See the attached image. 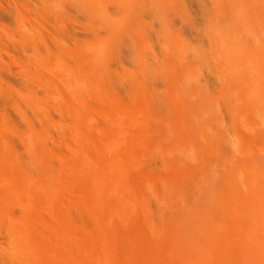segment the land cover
I'll use <instances>...</instances> for the list:
<instances>
[{"label":"rangeland","instance_id":"1","mask_svg":"<svg viewBox=\"0 0 264 264\" xmlns=\"http://www.w3.org/2000/svg\"><path fill=\"white\" fill-rule=\"evenodd\" d=\"M242 38L247 44L240 45ZM78 138L119 146L135 141L134 156L145 163L149 183L157 184L148 183L147 196L136 192L137 200L127 190L116 192V207L125 206L128 216L134 210L120 224L135 225L142 217L143 227L154 225L158 243L164 234L168 239L165 226H171L189 237L182 260L201 264L209 250L203 236L208 232L214 242L223 233L219 227L237 221L230 208L235 194L264 191V0H0V174H28L35 192L69 205L76 233L100 222L82 193L63 194L56 185ZM0 182V264H68L67 254H45L47 244L38 239L45 224L60 230L55 210L43 214L35 207L39 191L34 196L32 185L28 194L13 181L17 190L6 194ZM123 191L127 195H119ZM214 223L216 229L221 223V232ZM191 247L196 250L187 255ZM54 254L65 262L46 259Z\"/></svg>","mask_w":264,"mask_h":264},{"label":"bare ground","instance_id":"2","mask_svg":"<svg viewBox=\"0 0 264 264\" xmlns=\"http://www.w3.org/2000/svg\"><path fill=\"white\" fill-rule=\"evenodd\" d=\"M248 31H245V32H248ZM240 35H242V34H240ZM243 35H245V33ZM236 39H238V37ZM244 39L245 38L240 39L241 40V42L239 41L240 45L241 44L244 45V43H246V39L245 40ZM246 55H247V53H246ZM239 57H240V55H239ZM245 59H247V58H245ZM248 70H249V68H248ZM77 91H78V89H77ZM145 102H144V104H146ZM145 110H146V108H145ZM122 111H124V110H122ZM134 111H135V108H134ZM118 113H120V112L118 111ZM135 113H136V111H135ZM135 113H134V115H136ZM140 113H142V112H140ZM124 115H125L124 116V118H125L126 114L124 113ZM138 116L140 117V115H138ZM136 117H137V115H136ZM148 117L146 118L147 120H148ZM83 118H84V116H83ZM85 120H87V119H85ZM89 120H88L87 123H89L91 125ZM122 121H124V119ZM140 121H143V120H140ZM137 122H139V121H136V123ZM82 123H81V127L83 126ZM106 124H108V123H106ZM125 124L127 125V123H125ZM131 124L132 123H130V125ZM87 125H86V127H87ZM93 127H94V125H93ZM150 127H151V125H150ZM87 128L89 130V127H87ZM148 128H143V129L145 130V129H148ZM79 129L82 130V128H79ZM90 129H93V128H91V126H90ZM98 129H99V127H98ZM93 130H95V129H93ZM85 131L86 130L81 131V132H84L82 134H85L86 133ZM139 131H141V130H139ZM87 132H90V131H87ZM128 132H130V131H127L126 133H128ZM79 133H80V131H79ZM95 134H96V132L93 135L95 136ZM120 135H121V132H120ZM141 135H142V132H141L140 136ZM129 136H130V134H129ZM129 136H128V138H129ZM140 136H138V137L140 138ZM97 137H98V135H97ZM109 137L112 138V136H109ZM130 138H133V136L130 137ZM134 138H135V136H134ZM93 139L94 138H91V139H88V140L86 138H82V139L78 138L77 139V141H78L77 143H79V144H77V143L75 144L74 140L72 141L75 144L74 147L75 146L77 147V148H75L76 152H75V149L72 150L74 154H71V152H69L71 155L66 157V160L63 163L64 167H62V169L63 168L65 169L66 174L63 171H61L65 175H63V176L59 175L60 176L59 177L60 178V183L58 182V183H56V185L57 184L60 185V186L62 185L65 188L64 189L65 191L63 190V194L65 192L69 191L68 194L76 196L77 193L80 192V195H78V196H81V193H82V195H84V197H83V199L81 198L82 196L80 198L87 203V206H89V208L93 209L95 207V209H97L96 210L97 213L94 211L95 214L98 215V218L99 217L101 218V219L99 218L100 222H97L98 224H101V225L99 226L98 224H96L97 228H98V226H99L98 229H100L101 226L104 227L103 226L104 223L106 224V226L108 228L106 230L105 229H103V230L100 229L98 231V230H96V226H95L93 229L96 230V231L94 232V230L90 231V230L87 229V228L90 229V227L87 226L88 224H83L84 226L86 225L87 228L84 227V228H82V230L80 229L81 231L78 230L79 232L76 233L77 230H76V228L74 229L75 225L73 226L74 223L73 222L71 223V221L69 219V217L71 218L72 214L68 215L70 213H68L67 209H66V207L69 206V205H67L66 207H63V206H61L62 204L57 203L60 199L57 200V201H53L50 198L44 196L45 194H42V193L39 194L40 191L37 190L39 192L36 191L38 195H36V202L35 203H37L38 205L36 204L35 207L37 206V208L40 211H42L41 213H43V214H44V210L46 208L53 209V211L55 210L54 211L55 213L53 211H51V212H53V214H56V215H54V216H56L55 218H58V219H60V221H62L61 224H60V228H59L60 230H58L56 228L58 231L54 229V232H53L52 227L50 225H48V224H45V226H46L45 230L42 229L44 231H42V232L39 231V233H37V234H39V237H38L39 241L41 240V242H44L45 244H47V245H44L45 246V249H44L45 254L48 253L49 255L51 254V256H52L53 255L52 251L54 249H55L54 252L56 251L55 253H57V255L54 254L53 257H49V255H46L48 257L47 258L45 257V258L47 260L49 258L50 260H53V261L58 260L56 262H59L60 261L59 259L55 260V259H52V258H54L55 255L57 256V258H60L62 256L65 257V254H67V256L69 257L67 259H69V261L67 260L65 262V258H66L65 257V258H62L64 260H61L60 262L62 263L64 261L65 263L68 262V264H190V263L192 264L193 261L190 262L189 261L190 259L188 257L187 258L189 259L188 261L190 263L188 261H187V263H185L184 260H182V259H185V258L181 257L182 255L184 256V254L186 255V253H184L185 250L183 249V247L185 246V244L189 245V243H188V241H189L188 238L189 237H185L184 235L179 234L178 232L176 233V231H174V228H172L171 226L170 227H166L165 226L166 231L168 230V233L166 232L167 235L169 236V237L167 236L168 239L165 240L166 237L164 235H166V234H164L163 238H162L163 241H160L158 243V242H156L157 237H154V238L152 237V236H155V235L152 234V233H154V231H151V229L154 227L153 222L151 223L153 226L149 225L150 228L152 227L151 229L148 226L147 227H143V224H144L143 222L146 221V219H145L146 215H145V217L143 216V219H145V220L143 222H141L142 221V219H141L142 217L138 216V215H140V214H138V213H140V211L138 213H136V214H138L136 216L140 217V219H139L140 221H139L138 224H135V225L131 224L132 221L130 219L129 220L131 222L130 221L129 222H130L131 226H129L130 224H128V223H127V226H126V224H124V222H122L123 224H120L121 220L125 219L124 215L126 216V219L130 216V214L133 215V217H134V213H133L134 210L132 211L133 214L130 211L129 212L130 214L128 216V213L124 210L125 206H124V208L122 207L125 212H123V210L121 208L116 207L117 206L116 203H120L121 202V200H120L121 198H118L115 195L116 192L118 193L119 191L122 192V190H127L126 193L127 192H128L127 194L131 193L130 196L131 195L133 196L134 194H136V192H138L137 194H139V192H140V195L142 194L141 195V197H142L144 194L147 196L148 193H151V192H148V190H149L148 188H147L148 190L146 189L147 185L150 184V186H152L151 184H153V186L156 187V184H157L156 181H154L156 184L154 182L149 183L150 180L151 181H153V180H152L151 176H148L147 174H145L146 173L144 171L145 163L140 159L139 156L136 155L139 159L134 156L135 154H137V151H136L137 145L134 144L135 141L133 142L134 145L133 144H127L126 145V144H124V142H122L123 145H121V142H119L120 143V146H119V145H117L115 143H110L112 141H110V142L108 141L109 143L106 142L107 140L106 141L105 140L100 141L101 140V136L99 138L100 140H98V141H100V143H96L97 140H93ZM102 139H104V138H102ZM245 141L247 143V140H245ZM30 142H32V141H29V143ZM117 143H118V141H117ZM147 143L149 144V142H147ZM146 144H144V145L146 146ZM138 145H139V142H138ZM29 146H31V145L29 144ZM35 146H36V142H34V145L31 146V147H35ZM41 146H42V144H41ZM143 148H145V147L143 146ZM143 148L141 149L142 151L144 150ZM35 150H37V152H38V148H36ZM77 151H79V152H77ZM139 152L141 154L140 149H139ZM35 153H36V151H35ZM146 160H148V159H146ZM3 167H4V165H3ZM44 167L46 168V166H43L42 170L45 169ZM48 168H50V167H48ZM138 168H140V170ZM4 169H5V167H4ZM19 171H21V170H19ZM46 171H47V169H45V172L42 171L43 174L46 175ZM42 172H41V174H42ZM62 173H61V175H62ZM16 174H6V173L5 174L4 173L0 174V181H3V183L5 184L6 194H7V192L9 190H11L13 188L15 190H17V188H15V186L16 187L18 186L19 188H21V190H23L24 192L26 191V193H28L30 191L29 186L32 185L30 187L33 190L32 187H35L36 185L33 186L34 185V184H32L33 181L30 180V176L28 174L27 175L29 176V182L31 181V184L29 182H28L29 184L27 183V181H28L27 180L28 179L27 175H26V177H24L25 174H24V176L23 175L19 176V175H16ZM50 174L51 173H49V174L47 173L48 178H50L49 177ZM52 174H54V173H52ZM45 175H43L42 179H44ZM51 177H53V175ZM13 181L15 182V184H14ZM47 181H49V180H47ZM9 182H10V184H9ZM1 183L2 182H0V184ZM11 183L14 184L15 186L12 185ZM2 186H4V185H2ZM155 187L153 189H155ZM1 188L4 189V187H0V190H2ZM19 188H18V191H19ZM25 189H27V190H25ZM36 189H37V187L34 188V190H36ZM49 189H51V188H49ZM151 189L149 191H151ZM157 189L158 188H156V190ZM15 190H14V192H15ZM34 190H33V192H35ZM66 190H68V191H66ZM146 190H147V192H146ZM255 190L256 191H254V190L249 191V193L246 192L247 194H244V193H241V192L237 191L238 193L235 194L236 198H234L232 200H231L232 197L229 198L230 196L229 197L227 196L231 200V202L234 201L238 205V206H236V205L232 206L233 204H235L234 202H233V204L230 202V204H232V205L229 204L230 208L232 209V213L234 214V212H235V214H236L233 217V219H234V221L235 220H237V221H236V223L234 222L235 224L232 223V227L228 226V225L227 226H225V225L223 226L222 225L221 227H219V225H221V223L220 224L217 223L218 227L221 228L220 230L221 231L223 230L222 231L223 233H221V234L219 233V236H217L216 239L215 238L213 239V240H215L214 242L211 240L212 239L211 237H210V239L207 237L208 236V232H207V236H205V237L203 236L202 239H201V237H199L201 240H205V239H206V241L209 240V250H206V253H205L204 250H201L202 253H201V251H200V253H197V256H198V257L196 256L197 259H199V257H200V259L202 260L203 256L206 254V257H207L206 260H208V257H209L208 255H210V253H211V256H210L211 261L209 260L208 264H211V263L212 264H215V263L216 264H264V222H263V220H264V191H259L257 189H255ZM31 191H30V194H31ZM58 191H60V190H58ZM76 191H78V192H76ZM153 191L157 192L155 190H152V192ZM12 192L10 191L8 193V195L10 193H12ZM33 192H32V194H33ZM36 192L34 193V196H35ZM60 192H59V194H60ZM107 193H108V195H107ZM124 194L125 193L123 191V194L121 193L119 195H124ZM127 194H125V195H127ZM137 194H136V196H138ZM153 194L156 195V193H152V195ZM229 195H230V193H229ZM136 196L135 197L133 196V197L136 199L137 198ZM222 196H225V195L223 194V195H221V197ZM120 197H122V196H120ZM149 197H151V196H149ZM37 198L39 199V201H38ZM128 198H129V195H128ZM10 199H11V197H10ZM81 199L78 200V201H81V203H83V201ZM137 199H140V197L137 198ZM222 199H224V198H222ZM229 199H225V200L228 201ZM132 200H133V198H132ZM147 201H148V199H147ZM139 202H141V200H139ZM228 203H229V201H228ZM141 204H142V202H141ZM222 206L223 205H221V207ZM35 207H34V209H35ZM228 208L225 209V210H221V211H228V212L231 211L230 208L229 209ZM41 209H43V210H41ZM120 209L122 211H120ZM218 209H219V207H218ZM47 211H48V209H47ZM33 212H34V210H33ZM125 213H127V214H125ZM223 213H225V212H223ZM232 213H230V214H232ZM31 214H32V212H31ZM144 214H142V215H144ZM146 214H147V212H146ZM233 214H232V216H233ZM40 215L42 216V214H40ZM148 215H150V214H148ZM58 216L61 217V218H59ZM29 218H32V216L29 217ZM32 219H33V223H34L37 218L33 217ZM32 219L30 221H32ZM261 219H262V221H261ZM38 220H41V219H39V217H38ZM137 222H138V220H137ZM225 222H226V220H224V224H225ZM37 223H38V221H37ZM40 223H41V221L39 222V224ZM95 223H96V221H95ZM32 224H31V227H32ZM145 224H147V223H145ZM33 225L35 226V224H33ZM214 225H216V224L214 223L212 228L214 227V229L217 230V232H218V230H219L218 227L216 229ZM42 227L43 226L41 225V228ZM235 227H237V228L235 229ZM104 228H106V227H104ZM147 228H149V229H147ZM165 228L163 227V229H165ZM227 228H229L230 230L227 231ZM30 229H32V228H30ZM91 229H92V227H91ZM175 230H177V229H175ZM211 230L213 231V229H211ZM220 230H219V232H221ZM55 231H57V232H55ZM156 231L158 232L159 229L156 230ZM161 231H162V229H160L159 235L164 233V232L162 233ZM185 235L189 236V235H187V233ZM247 235H249V237ZM34 236H35V234H34ZM36 236H38V235H36ZM76 237H78V238L75 239ZM184 237H185V239H184ZM159 238H161V236ZM77 240L79 241V243H78ZM159 240H161V239H158V241ZM201 240H200V242L198 240H196V241L199 242V243H202V245H203V243L205 241H201ZM196 243L194 245L195 248L197 247ZM65 244L68 245L67 249L72 248V250H73V251L71 250L72 254H73L72 256H71V254H69V252H66ZM39 246L42 247L43 245H39ZM204 246H206V245H204ZM74 247H75V249H74ZM78 247H79V250H78V253L76 255ZM194 247H191V248H188V249L186 248L187 250L191 249V251L189 250L190 252H188L187 255H189V253L190 254L193 253L192 251H193ZM200 247H199V249H201L203 246L201 248ZM165 249H166L165 253L168 252L167 254H168L169 257H166L164 253H162V254L160 253L162 251H165ZM197 249H198V247H197ZM182 250H184V251H182ZM44 252L42 254H44ZM73 252H75V254ZM182 252L184 254H181ZM203 252L205 254L202 256ZM218 252L221 255L220 256L221 257L220 260H219V257H216V259H214L215 257L213 258V255H216V253L218 254ZM59 253H61L62 256L58 257ZM199 254H201V255L199 256ZM201 256H202V258H201ZM187 258H186V260H187ZM44 259H43V261H44ZM193 260H194V258H193ZM204 260H203V262L199 261V263L201 262V264H204L206 262V260L205 261ZM195 261H196V259L194 260V262ZM215 261H218V262H215ZM48 262L49 261H47L46 263H48ZM41 264H44V262H42ZM49 264H50V262H49ZM53 264H55V262ZM193 264H198V263L196 261V263H193Z\"/></svg>","mask_w":264,"mask_h":264}]
</instances>
